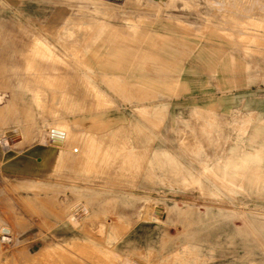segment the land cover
Returning <instances> with one entry per match:
<instances>
[{
    "label": "rangeland",
    "instance_id": "obj_1",
    "mask_svg": "<svg viewBox=\"0 0 264 264\" xmlns=\"http://www.w3.org/2000/svg\"><path fill=\"white\" fill-rule=\"evenodd\" d=\"M27 1L0 2V23L6 33L20 32L11 24L13 10ZM38 1L48 8L46 22L50 26L56 24V43L41 34L31 40L41 38L55 50L67 49L74 42L80 49L72 50L77 55L87 54L86 64L92 68L73 65L72 71L77 75L73 82L82 84L78 85V96L64 101L67 96L58 87L63 78H53L52 82L51 78L31 77L23 81L9 76V59L0 60V94L4 93L0 103V264H263L259 261L264 259L260 251L264 249V196L257 195H264V78H249L239 58L241 46L250 53L264 45L255 43V36L264 32V0H239V7L238 0H170L168 8H164L197 15L193 24H188L166 14L167 19L175 20L183 29L198 32L201 47L209 36L215 41L217 70L230 77L226 89L231 93L226 94L227 100H221L222 86L212 87L218 95V107L213 112L183 109L196 99L208 97L207 89L201 90L196 84L173 87L177 89L174 95L166 92L168 87H160L165 90L162 97L138 94V88L132 90V95L128 89L119 91L120 95L103 86L109 90L114 105L95 88L92 96L86 85L95 78L93 64L104 68L106 63L93 54L106 50L103 36L109 29L104 28L105 23L87 22L74 7L67 19L59 22L70 0ZM89 1L107 5H94L104 17L111 8L104 1L133 3ZM225 1L226 8H219ZM237 7L255 35L241 32V37L236 31H221L226 23L222 21L223 11L237 13ZM156 15L162 18L164 13L157 9ZM39 16H33L32 24L38 23ZM226 16L234 26L232 15ZM219 45L228 47L235 63L222 62L224 54L218 50ZM10 53L8 48L1 49L0 59ZM255 56L251 55L254 64ZM200 57L201 65H206L207 54L200 53ZM20 81L26 84L24 89L19 87ZM113 81L120 85L124 79L107 83L111 85ZM253 92L257 97L251 95ZM49 93L53 94L50 98ZM38 97L41 101L36 102ZM143 98L147 99L142 101ZM155 102L169 103V110L163 113L139 109L140 104ZM108 113L114 117H104ZM65 114L71 118H64ZM30 118L35 120L33 125L28 123ZM65 121L69 132L80 135L70 148L74 154L69 157L75 159L66 158L67 155L65 159L52 160L54 140L63 138L66 131L51 124ZM148 127L158 134L148 133ZM11 128H21L26 139L21 134L16 138L5 136L4 132L9 133ZM80 138L84 139L80 140L82 145ZM74 142L81 146L73 145ZM113 193L115 198L106 196ZM244 194L253 196H240ZM170 206H190L201 212L199 225L185 224L184 235L183 222L170 223V233L176 236L164 237V207ZM3 228L11 234L4 235ZM192 230L198 233L188 241L186 237L192 236ZM186 241L188 246L166 256L165 252ZM150 248L156 252L149 251Z\"/></svg>",
    "mask_w": 264,
    "mask_h": 264
},
{
    "label": "crops",
    "instance_id": "obj_2",
    "mask_svg": "<svg viewBox=\"0 0 264 264\" xmlns=\"http://www.w3.org/2000/svg\"><path fill=\"white\" fill-rule=\"evenodd\" d=\"M0 2H2V0H0ZM104 2L109 3V6H111L106 17H102V15L100 16V11H96L97 9L94 8V5L96 6L97 4L107 8L105 7L107 5L104 3H100L99 1L94 3L89 0H70L68 5L69 8L67 9L66 14L60 18L59 21L61 22L66 20L69 16L68 12L72 7H74L75 10H80L81 17L84 15L87 22H94L95 20V22L105 23L108 26L109 30L105 32L104 36L107 44L106 50L104 51V62H106L107 65L102 68L99 63L93 64V73L95 74V78L86 85V90L90 92L92 96L94 95L92 93V89L95 88L106 98L105 100L107 102L114 105L113 98L109 94L110 92L120 94L119 91L128 89L130 91L129 95H132V90H135L134 88H138V94H152L162 97L165 94V90L160 87H168L166 92L174 95L176 94L177 89L173 87L196 84L201 90L207 89L206 91L208 92V97L201 100L196 99L194 103L184 107V110L190 109L196 112L215 111L217 109L216 107H218L216 103V97H218V95L216 92H213L212 89L215 85L222 86L223 89L221 90V93L224 96H222L223 98L221 100H227L226 94L231 93L226 89V84L229 82L230 77L228 75H222L220 69L217 70V48L215 41L212 40L210 36L208 37V42L205 46L201 47L199 45L198 32H195L194 30H185L177 24L175 20L167 19L166 9H164L165 13L162 18L157 17V9H155L154 5L151 3V5L149 3H140L137 0H133V3L125 1L122 2V4L114 3L112 1ZM34 3L37 5L36 7ZM47 9L48 8L42 6L38 0H29L21 3L20 7L14 8L13 13L15 16H13L11 24L14 27H18L20 32L16 34H12L11 31L6 33L5 26L0 23V50L8 48L11 53L14 51L17 54L20 52L23 53L30 47L29 44L31 42V38L40 34L46 36L51 43L55 44L56 24L54 23V26H50V23H47L44 19ZM35 14L40 15L36 20L38 22L36 24L37 26L32 24L33 16ZM261 20L264 23V17ZM33 25L35 27L31 28ZM24 30L30 36L25 35ZM259 41H262V44H264V32H262L261 35L258 33L255 36V43ZM219 49L220 53L222 51L223 54H225L223 61L225 58L231 60V53L228 51V47L220 46L218 47V50ZM200 53L207 54L206 65H201ZM254 53L256 55L254 60L257 61L255 64L251 61V55ZM8 55H6V58ZM226 55H229V58ZM6 58L0 60H5ZM239 60L241 63L245 64V74H247L249 78H253L254 76L264 78V45L259 48L257 46L255 51L250 53L247 51L244 52L243 46H241ZM226 61L224 62L226 63ZM44 67L48 72V76L51 75L55 78L58 75L63 78L59 81V88L62 89L67 96V99L64 101H72L73 95L78 96V85L82 83L77 84L73 82V78L77 75L71 69L61 67L57 69V67L53 64L50 65V63ZM57 70H59V73H57ZM255 72L256 74H252ZM105 75L107 77L124 79V82L118 85L113 81V84L109 85L107 82L110 80L107 79ZM69 86H71V89ZM103 86L108 87L110 92L109 90L104 89ZM9 95L11 96L10 93ZM251 95H255V97H257L256 92L251 93ZM49 97H52L51 93H49ZM76 99L79 101L78 98ZM95 99L97 100V98ZM146 99L147 98H143V100H140L144 101ZM128 100L135 102L134 99L130 100L128 98ZM253 100H255L254 97ZM204 103L207 105L203 106ZM169 106V103L155 102L150 104H140V108H138L152 109L156 112L164 113L169 110ZM115 110L118 111L119 109L117 108ZM181 111L182 109H180V112ZM106 115L107 116L104 117H114L109 113ZM163 116L170 117L165 114H163ZM63 117L71 118L70 115L66 114L63 115ZM116 130L115 132H118ZM148 130V133L158 134L151 130L150 127H148ZM88 132L89 131L87 130L86 133ZM115 132L110 133L113 134ZM159 134L162 133L159 132ZM159 149L161 151L168 150V148ZM106 196H110L109 198L116 197L114 193ZM240 196L252 197L253 194H244ZM257 196L262 197L264 195L258 194ZM164 209L166 213V220L161 225V228H163V226L165 227L163 230L164 237L175 238L176 236L171 235L170 233L168 226L170 223L179 221L183 222L184 225L188 223H191L192 225L196 223L199 225L201 212L190 206H186L185 208L170 206L168 209L166 207H164ZM186 231L185 225L183 232L184 235L186 234ZM197 233L198 231L195 233L192 230V236L186 237V239H188V241H192L194 234ZM188 241L183 243L180 247L173 248L171 252H165L167 253L166 256L172 255L181 248L188 246ZM259 243L260 245H263V242ZM149 251L156 252L153 248H150ZM260 251L264 253V249H260ZM259 262L264 264V259Z\"/></svg>",
    "mask_w": 264,
    "mask_h": 264
},
{
    "label": "bare ground",
    "instance_id": "obj_3",
    "mask_svg": "<svg viewBox=\"0 0 264 264\" xmlns=\"http://www.w3.org/2000/svg\"><path fill=\"white\" fill-rule=\"evenodd\" d=\"M149 1V3H151L152 5H154V7H155V9H158L159 11H160V13H165L164 12V8H166L167 6V4H168V2L170 1V0H148ZM172 1V0H171ZM177 1V0H176ZM228 1V0H227ZM237 1V0H236ZM236 1H235V5L237 6V4H236ZM239 1V0H238ZM190 2H191V0H190ZM194 2V1H193ZM224 2V1H223ZM220 3L218 6H220L219 8H223L224 7V9L226 8V6H227V4H226V1H225V3ZM230 2H232V0L230 1ZM148 3V2H147ZM172 3H174V2H172ZM214 3V2H213ZM212 3V4H213ZM216 3V2H215ZM240 1L238 2V7L240 6V4H242V3H240ZM252 3H254V2H252ZM150 4V5H151ZM217 5V4H216ZM216 5H214V6H216ZM231 5H232V3H231ZM234 5V6H235ZM256 5V4H255ZM175 6V5H174ZM235 6V7H236ZM184 7V6H183ZM229 7H230V5H229ZM237 7V8H238ZM241 7H242V5H241ZM244 7V6H243ZM254 7V6H253ZM168 8V7H167ZM185 8V7H184ZM183 8V9H184ZM228 8V7H227ZM230 8H232V7H230ZM234 8V7H233ZM236 8V10H238V11H235V12H237V13H229V11L228 10H225V11H223V16H222V21H224V22H226V23H224L225 24V28H224V26L222 27V32L225 34V32L227 33L228 31H236V33H238V34H240L241 35V37H242V34L244 35V34H246V35H255V34H252V32H251V30L247 27V26H249V25H247V23L245 24V21H243L242 20V18L241 17H243V16H240V15H243V14H241L240 13V8H238L237 9ZM256 8V7H255ZM172 9V8H171ZM221 10H223V9H221ZM231 10V9H230ZM234 10H235V8H234ZM259 10V9H258ZM262 10H264V9H262ZM97 11H99V10H97ZM101 11V10H100ZM260 11H261V9H260ZM102 12V11H101ZM234 12V11H233ZM241 12H243V11H241ZM97 13V12H96ZM248 13V12H247ZM166 14L168 15V17H171V18H175V19H178V21L180 20V21H183L184 23H188V24H193V18L194 17H196L197 15H193V14H187V13H173V12H171V10L169 9H167V12H166ZM200 14V13H199ZM232 15V17H233V21H232V23L234 24V26H231L230 24H231V22H229V20L227 19V17L228 16H226V15ZM102 14H100V16H101ZM245 15V14H244ZM103 17V16H102ZM253 17V16H252ZM92 18V17H91ZM184 19V20H183ZM249 19H250V17H249ZM92 20V19H91ZM131 20V19H130ZM254 20V19H253ZM259 20V19H258ZM132 21V20H131ZM247 21V20H246ZM255 21V20H254ZM83 22V21H82ZM94 22H95V20H94ZM97 22V21H96ZM250 22V21H249ZM84 24H85V21L83 22ZM133 23V22H132ZM218 23V22H217ZM216 23V24H217ZM95 24V23H94ZM99 24V23H98ZM128 24V23H127ZM221 24H223V23H220V25ZM101 25V24H100ZM207 25H210V24H207ZM226 25H230L228 28L230 29H226L227 27H226ZM256 25V24H255ZM84 26V25H83ZM92 26H94V25H92ZM219 26V25H218ZM251 26V25H250ZM107 28L108 29V26L106 25V24H104V28ZM220 27V26H219ZM218 27V28H219ZM255 27V26H254ZM79 28H80V26H79ZM83 28H86V27H83ZM98 28V27H97ZM105 28V29H106ZM134 28V27H133ZM213 28H216V27H213ZM217 28V29H218ZM100 29V28H99ZM104 29V30H105ZM221 29V28H220ZM225 30V32H224V30ZM136 30V29H135ZM117 31V30H116ZM241 32H242V34H241ZM104 33V32H103ZM77 35V34H76ZM75 36V35H74ZM73 36V37H74ZM79 36V35H78ZM73 37H71L72 38V40L73 41H75L76 39H75V37H74V39H73ZM80 38L82 37V36H79ZM84 37V36H83ZM104 37V36H103ZM222 37V36H221ZM220 37V38H221ZM70 38V39H71ZM77 38V37H76ZM87 38H88V36H87ZM229 38V37H228ZM232 37L230 36V39H231ZM247 38H249L248 36H247ZM251 38V37H250ZM249 38V39H250ZM35 39V38H34ZM34 39H32L31 40V42H30V44H29V48H28V50L27 51H25V52H23V53H15V51L13 52V53H11V54H9L8 56H7V58L6 59H9L10 60V65L8 66L11 70H10V72H9V76L10 77H13V78H20L21 80H28V78H31V77H37V78H39V77H44V78H48V79H52V82H53V77L50 75V76H48V72H47V70H46V68L44 67V66H47L49 63H50V65H54L55 67H57V69L58 68H67V69H73L72 67H73V65H75V66H83V64H85L84 66L87 68V69H89V68H92V66H91V64H86L87 63V61H88V57L89 56H87V54H84V53H80V54H76L77 52H75L74 50H72V47H74V48H78L77 46L75 47L74 46V42L71 44V46H68L67 47V49H64V50H55V48H53L51 45H48V44H46V43H44L43 41H42V39L41 38H38L37 40H35L34 41ZM82 39V38H81ZM81 39L79 40V41H81ZM104 39V38H103ZM227 39V38H226ZM85 40V39H84ZM239 40H241L242 41V38H240ZM244 40H245V38H244ZM247 40V39H246ZM251 40V42H253V40H252V38L250 39ZM79 41H77V42H79ZM82 41H83V39H82ZM76 42V41H75ZM104 42V41H103ZM81 43V42H80ZM82 43H84V42H82ZM106 43V42H105ZM262 44V41L260 42L259 41V43L258 44ZM73 45V46H72ZM76 45V44H75ZM107 45V44H106ZM253 45V44H252ZM220 46V45H219ZM71 47V48H70ZM73 48V49H74ZM78 49H80V48H78ZM224 49V48H223ZM76 50V49H75ZM77 51V50H76ZM98 51V50H97ZM95 52V51H94ZM93 52V53H94ZM222 52V51H221ZM86 53V52H85ZM92 53V54H93ZM226 53V52H225ZM228 53V52H227ZM94 56H96V57H98L99 59H101L102 61H104V59H105V54L102 52H95L94 54H93ZM225 55V54H224ZM224 55H222V56H224ZM17 58V61L18 62H15L14 60V58L15 57ZM227 56V55H226ZM225 57V56H224ZM228 57V56H227ZM232 57V55L230 56V58ZM229 58V57H228ZM233 58V57H232ZM231 58V60H233V62H234V58L232 59ZM221 59H222V57H221ZM221 59H219V60H221ZM96 60V59H95ZM227 60V61H226ZM14 61V62H13ZM91 61V60H90ZM224 61H226V62H228V59H226L225 58V60ZM224 61H223V59H222V62L224 63ZM230 61V60H229ZM98 62H100V61H98ZM232 62V61H231ZM230 62H228V64H229ZM235 63V62H234ZM106 64V63H105ZM104 64V66L106 67V65ZM219 64V63H218ZM227 64V63H226ZM227 64V65H228ZM225 67V66H224ZM226 69H227V67H226ZM57 73H59V70H57ZM106 76V75H105ZM57 77H59L58 75L55 77V78H57ZM106 78L107 79H117L116 77H107L106 76ZM119 79V78H118ZM34 80V79H33ZM55 80V79H54ZM23 81H20L19 83V87L21 88V89H24V86H26V84L23 82ZM47 81V80H46ZM45 82V81H44ZM47 82H49V80L47 81ZM51 86V85H50ZM59 87V86H58ZM40 89V88H39ZM54 89V88H53ZM52 89V91H54ZM58 89V88H57ZM60 90V89H59ZM28 92L30 91V92H32L31 90H27ZM57 93H58V91H56ZM54 93H55V91H54ZM62 93L63 92H61V96H62ZM40 94V93H39ZM58 94H60V92L58 93ZM53 95V94H52ZM55 95V94H54ZM100 95V94H99ZM45 96V95H44ZM63 96H64V94H63ZM97 97H99V96H97ZM50 98V97H49ZM54 98V97H53ZM64 98V97H63ZM66 98V97H65ZM52 99V98H51ZM4 100V93H1L0 94V103L2 102ZM53 100V99H52ZM35 101L37 102H39V101H41V98L40 97H38V98H36L35 99ZM53 104V103H52ZM54 104H56L57 105V103H54ZM59 104V103H58ZM55 105V106H56ZM60 106V105H59ZM43 107V106H42ZM3 109H6V110H8V107H5V108H3ZM0 116H1V109H0ZM28 123L29 124H31V125H33L34 123H35V120L34 119H32V118H30V119H28ZM81 123V122H80ZM50 124V123H49ZM64 124V125H63ZM66 124H68V122H62L60 125L59 124H51V126H55L56 128H58V129H62V130H64V131H66L65 132V135H64V137L63 138H57V139H55L54 140V146H55V148L50 152V156H51V159L52 160H55V159H61V158H64V156H67L66 158H68L69 157V155H72V154H74V151H71L70 150V148L72 147V141L74 140L75 141V137L77 136H74L73 135V131L72 130H70V132H69V129L68 128H66ZM72 126V125H71ZM68 127V126H67ZM77 128L76 129H78V126H76ZM127 127V126H126ZM142 127V126H141ZM39 129V128H38ZM72 129L74 130V128H73V126H72ZM75 129V130H76ZM79 130V129H78ZM7 131V132H6ZM5 132H4V135L5 136H12V138L14 137V138H16L17 136H20L19 134H21V136H23L24 137V139L23 140H25L26 139V135H25V132L21 129V128H11L10 129V131H9V133H8V130H6ZM84 132V131H83ZM30 133V132H29ZM32 133V132H31ZM79 133V132H78ZM85 133V132H84ZM80 134H83V133H80ZM130 134V133H129ZM87 135V134H86ZM32 136V135H31ZM78 136H80V135H78ZM76 137V139H78L79 137ZM84 136V135H83ZM83 136H81V137H83ZM85 138H87V137H85ZM83 138H80L78 141L80 142V140H82ZM84 140V139H83ZM86 140H88V138L86 139ZM77 140H76V143L78 142ZM82 142V141H81ZM81 142L79 143V144H81ZM87 142V141H86ZM22 143H24V142H22ZM75 142H74V144L73 145H78V146H81V145H79V144H76ZM19 144H21V143H19ZM84 146V145H83ZM86 146V145H85ZM75 147V146H74ZM73 147V150L75 149ZM79 149H80V147H78ZM69 150V151H68ZM67 151V152H66ZM66 152V153H65ZM82 153V152H81ZM80 153V154H81ZM78 154V153H77ZM84 154V153H83ZM41 157H43V159H45L44 157V155L43 154H39ZM76 155V154H75ZM78 156H79V154H78ZM78 156H76V157H78ZM82 156V155H81ZM88 156V155H87ZM72 158H73V156H71ZM71 157H69V158H71ZM71 158V159H72ZM65 159V158H64ZM73 159H75V157L73 158ZM86 161V160H85ZM77 162V161H76ZM87 162H89V161H87ZM83 164V163H82ZM76 165V164H75ZM85 166V165H84ZM88 166H91V165H88ZM243 183V182H242ZM160 209H162L161 211H164L163 210V208L161 207ZM160 209H158V211H160ZM161 214V213H160ZM220 217V216H219ZM156 218V217H155ZM159 218V217H158ZM158 218H156L157 220H158ZM210 221V220H209ZM262 230V229H261ZM2 233L4 234V235H8L9 236V234H11V232H10V230L8 229V228H3L2 229ZM78 240V239H77ZM70 241H72V240H70Z\"/></svg>",
    "mask_w": 264,
    "mask_h": 264
}]
</instances>
